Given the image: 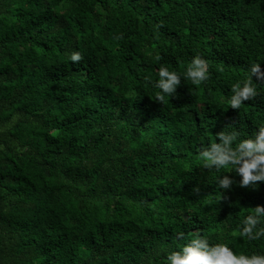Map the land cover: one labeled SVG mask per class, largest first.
<instances>
[{
	"label": "trees",
	"instance_id": "16d2710c",
	"mask_svg": "<svg viewBox=\"0 0 264 264\" xmlns=\"http://www.w3.org/2000/svg\"><path fill=\"white\" fill-rule=\"evenodd\" d=\"M253 63L264 0H0V264H167L193 231L264 254V237L238 235L264 182L241 188L199 156L227 124L241 138L264 124L255 77L259 95L228 105ZM162 65L181 77L164 104Z\"/></svg>",
	"mask_w": 264,
	"mask_h": 264
},
{
	"label": "clouds",
	"instance_id": "9594fccd",
	"mask_svg": "<svg viewBox=\"0 0 264 264\" xmlns=\"http://www.w3.org/2000/svg\"><path fill=\"white\" fill-rule=\"evenodd\" d=\"M70 59L73 63H79L83 57L79 52H73ZM160 59L161 57L158 56L157 60ZM158 77L154 87L160 91L153 99L164 104L166 97L170 98L176 94V89L181 84V77L163 65L158 69ZM253 77L264 83V70L261 69L260 63H253L247 76L232 85V95L228 100V105L232 109L239 110L245 102L252 101L259 95ZM185 78L195 86L207 81L209 79L207 60L200 55L193 56L187 65ZM233 126L232 123L225 125L222 130L215 133L219 142L214 139L207 147L201 148L199 152L203 161L201 166L214 169L218 173L222 172V169L227 170L223 172L234 170L240 176L241 188H254L258 182H264V124H260L255 132L245 138H241L237 130H225ZM233 183V179L228 175L217 178L220 189H231ZM194 191L198 192L199 189ZM217 202L218 200L212 196L206 201V205L211 206ZM262 218H264V206L258 204L250 208L241 222L239 237H246L251 241L264 237V227L260 226ZM178 238L183 239V233H179ZM166 261L167 264H264V254L256 252L251 255L236 254L227 244H210L199 231H193L188 243L182 245L179 250L170 251Z\"/></svg>",
	"mask_w": 264,
	"mask_h": 264
}]
</instances>
